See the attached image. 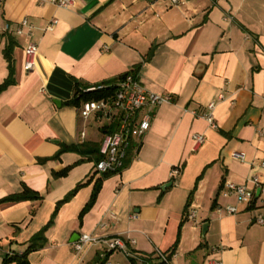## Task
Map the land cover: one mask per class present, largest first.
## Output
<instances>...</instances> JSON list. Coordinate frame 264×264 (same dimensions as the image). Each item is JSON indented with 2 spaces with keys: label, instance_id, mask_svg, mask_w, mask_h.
<instances>
[{
  "label": "crops",
  "instance_id": "obj_1",
  "mask_svg": "<svg viewBox=\"0 0 264 264\" xmlns=\"http://www.w3.org/2000/svg\"><path fill=\"white\" fill-rule=\"evenodd\" d=\"M184 1L74 0L64 8L0 0V85L11 81L0 92V264L23 253L54 214L30 264H97L104 254L105 264H143L173 248L168 264H264V224L256 221L264 204L235 214L217 209L234 202L220 193L227 180L257 175L264 187V0ZM25 17L38 44L32 71L27 39L14 33ZM134 68L146 89L174 101L156 108L139 148L103 179L81 219L102 175L95 164L104 132L67 101L78 88L116 83ZM211 101L216 127L200 116ZM195 134L205 138L199 147ZM25 186L42 199L5 200ZM84 233L101 241L76 251ZM113 236L135 240V257L106 251L104 239Z\"/></svg>",
  "mask_w": 264,
  "mask_h": 264
},
{
  "label": "built area",
  "instance_id": "obj_2",
  "mask_svg": "<svg viewBox=\"0 0 264 264\" xmlns=\"http://www.w3.org/2000/svg\"><path fill=\"white\" fill-rule=\"evenodd\" d=\"M174 6H180L185 3L184 0H168ZM49 3L58 7H70L74 5V0H48ZM57 20H51L46 30H52ZM33 26L30 20L25 17L18 22L14 28L16 35H25L27 44L25 47L26 62L25 69L32 71L35 68V58L38 50V44L33 38ZM11 30V24L5 25V31ZM105 87V84L95 85L87 88V91H95ZM116 91L111 96H106L99 100H88L82 103L79 109L80 116L87 121L90 118L99 122L100 128L104 129L103 138L100 144L99 152L101 159L96 162L95 169L97 173L103 174L108 172H119L124 169L125 161L129 150L134 147L138 149L145 134L149 130L155 117L156 108L164 103H171L174 97L170 93H155L146 89L141 83L138 73L128 72L122 79L117 82ZM220 95L219 99H222ZM217 101H211L207 105V111L200 116L208 121L210 126L216 127L214 111ZM85 131L81 132L80 137L84 139ZM196 147L201 146L205 138L202 134L193 136ZM234 156L244 160L241 153H234ZM264 168V162L262 163ZM182 173V166L178 165L172 169V182H175ZM221 195L233 198L234 202L227 204L225 207H218L220 213L235 214L239 212V207L254 205L257 201L264 204V187L261 179L257 175L251 176L245 183L238 184L232 181H225L222 185ZM109 216L116 219V214L110 212ZM196 217V210H190L188 218ZM256 221L264 224L263 215H258ZM104 223L99 224L103 229ZM101 238L95 234H81L79 239L74 243L76 251H82L85 246L100 243ZM107 245L106 251H121L126 257H135L131 252V246L135 240L126 241L121 236H113L104 239ZM160 260L166 261V254L157 252ZM106 257V254L102 256ZM102 258V259H103Z\"/></svg>",
  "mask_w": 264,
  "mask_h": 264
},
{
  "label": "trees",
  "instance_id": "obj_3",
  "mask_svg": "<svg viewBox=\"0 0 264 264\" xmlns=\"http://www.w3.org/2000/svg\"><path fill=\"white\" fill-rule=\"evenodd\" d=\"M10 70L11 71L13 70L12 63H10ZM132 71H134V73H137V68H134ZM126 74L127 73L122 75L120 77V79H122ZM10 82L11 81L8 80V81L4 82L3 84H1L0 85V92L3 91L8 86V84H10ZM116 85H117V82L116 83H109V84L107 83V84H105L104 88L98 89V90H95V91H87L86 89L85 90H81V88H78L76 90V93H75L74 97L72 99L68 100L67 104L80 107L82 105V103L85 102V101H88V100H99V99H102V98H104L106 96H111L116 91V88H117ZM102 130L104 132V129H102ZM100 159H101V155H100V152L98 150V157H97L96 162H98ZM126 165H127V160L125 161L124 168L126 167ZM69 169H70V166L66 167L65 169H63L62 171H60L58 173H55V175H58V176L66 175ZM113 173H118V172H113ZM113 173H111V172L103 173L101 175V177L96 180L95 185H94V189H93V192H92V195H91V198L88 201V203L86 204V206L83 208V210H82V212L80 214L81 219H82L83 215L94 204V202H95V200L97 198L98 192H99V190L101 188L103 179L105 177L109 176L110 174H113ZM80 186H81V184L78 185V188ZM77 189H75L72 193H70L64 200L60 201L58 203V206H60L63 202L67 201L74 194V192ZM24 199L40 200V199H42V196L38 192H36V191H34V190H32V189H30V188L25 186L20 193H17V194H14L12 196H9L5 200H24ZM54 215H53L52 219L50 220V222L46 226H44L31 239V241L29 242V244L27 245V247H26V249L24 250L23 253H21V254L15 253V254H12V255H8L5 258L4 264H9L10 262H16L17 264H30L28 256H29L30 253H32L34 251H37V250H39L40 248H42L44 246V242H45L44 234H45V231L48 229V227L52 224ZM174 253H175V248H173L171 250V252L166 254V261H164V260L163 261L162 260L154 261L153 258H148L147 260H144L143 264H168L169 261H170V258L174 255ZM106 262H107V257H105L103 259L102 258L99 259L97 264H105ZM130 263L131 264H137L136 260L133 259V258H130Z\"/></svg>",
  "mask_w": 264,
  "mask_h": 264
},
{
  "label": "water",
  "instance_id": "obj_4",
  "mask_svg": "<svg viewBox=\"0 0 264 264\" xmlns=\"http://www.w3.org/2000/svg\"><path fill=\"white\" fill-rule=\"evenodd\" d=\"M207 225L204 226V232L206 231Z\"/></svg>",
  "mask_w": 264,
  "mask_h": 264
}]
</instances>
